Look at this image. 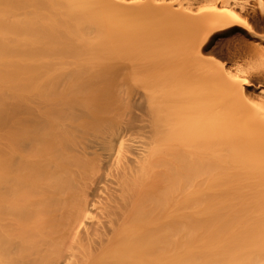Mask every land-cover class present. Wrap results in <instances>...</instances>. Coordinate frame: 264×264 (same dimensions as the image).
<instances>
[{
    "label": "bare ground",
    "instance_id": "bare-ground-1",
    "mask_svg": "<svg viewBox=\"0 0 264 264\" xmlns=\"http://www.w3.org/2000/svg\"><path fill=\"white\" fill-rule=\"evenodd\" d=\"M240 30L245 77L202 59ZM203 69L236 111L264 112V0H0V264L235 260L264 244V152L219 153L186 117L178 88Z\"/></svg>",
    "mask_w": 264,
    "mask_h": 264
},
{
    "label": "rangeland",
    "instance_id": "rangeland-1",
    "mask_svg": "<svg viewBox=\"0 0 264 264\" xmlns=\"http://www.w3.org/2000/svg\"><path fill=\"white\" fill-rule=\"evenodd\" d=\"M138 1L145 2V0ZM195 9H197V6L196 8L194 7V10ZM141 19L142 18L139 16L132 15L124 19L122 23L126 31L131 32L134 27L140 23ZM205 20L207 19L197 21L194 26L203 27L204 25H207V21L205 22ZM164 29V27L160 28L161 32ZM164 31H167V28ZM241 32L243 31H234L231 34H217L210 45L203 51L202 59L208 60L209 58L216 57L217 59L224 60L228 63L229 66H233V72H237L239 77H245V72L252 70L251 67L253 66L251 65L253 64L250 63L247 54H242L241 49H244L245 43H251L253 39L244 32ZM190 37L191 36L188 33L179 35L180 41L183 42H185V40L190 42ZM203 60L199 61L195 57L189 59L187 61L188 70L190 72H193L194 70H197L198 67H205L207 63ZM206 69L202 70V75L200 77L192 78V76H190V78H188V80L178 88L179 95L183 96L187 101L186 117L188 119V122L195 121L194 124H191L193 126V129H195L196 131H201L203 132V134L205 133L216 135L215 137L218 138L216 140H218L219 142H217L216 147L219 153L220 151L223 153H228L229 150V153H231V155H236V152L238 150V153H241V155H245V158H247L246 162H248L251 160V154L257 153L259 151L264 152V129H258L256 127L251 128L248 125V122L252 118H255L254 120L256 121L264 122V112L254 116H250L241 114L240 112L236 111V108L233 105L230 91L228 89H224V87H222L223 85H221V82L218 81V83L216 78L212 74H209L210 72H208ZM188 128L190 129L189 125ZM238 139L240 140V142L238 141ZM237 141L240 144V148L237 147L236 149V144H238L236 143ZM241 142L243 143L241 144ZM231 147L234 148L233 151L230 150ZM225 149L228 150L224 151ZM227 159H231V157L229 158L228 155ZM227 159L223 157V154H221L218 161L223 163L226 162ZM243 160L244 159L242 158H240V160L239 158H237L232 162L234 165H239L240 161ZM262 162L264 163V158H262ZM232 247H246L250 248L252 251L248 253L246 257L239 256L240 258L235 260H187L180 263H173L264 264V244H251L248 246ZM206 257L214 258L215 256L209 255Z\"/></svg>",
    "mask_w": 264,
    "mask_h": 264
}]
</instances>
